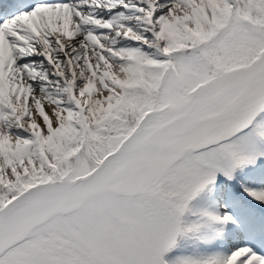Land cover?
<instances>
[{"label": "snow or ice", "instance_id": "snow-or-ice-1", "mask_svg": "<svg viewBox=\"0 0 264 264\" xmlns=\"http://www.w3.org/2000/svg\"><path fill=\"white\" fill-rule=\"evenodd\" d=\"M258 174L264 0L0 5V264H264Z\"/></svg>", "mask_w": 264, "mask_h": 264}, {"label": "trees", "instance_id": "trees-1", "mask_svg": "<svg viewBox=\"0 0 264 264\" xmlns=\"http://www.w3.org/2000/svg\"><path fill=\"white\" fill-rule=\"evenodd\" d=\"M192 250H193V248L188 247V251H192Z\"/></svg>", "mask_w": 264, "mask_h": 264}]
</instances>
